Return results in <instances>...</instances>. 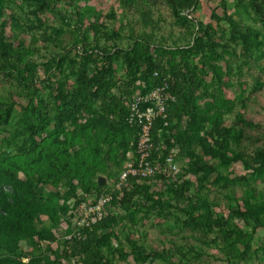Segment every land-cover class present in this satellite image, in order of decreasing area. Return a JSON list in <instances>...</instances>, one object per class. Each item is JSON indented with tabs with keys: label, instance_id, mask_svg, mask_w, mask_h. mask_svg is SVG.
I'll list each match as a JSON object with an SVG mask.
<instances>
[{
	"label": "trees",
	"instance_id": "1",
	"mask_svg": "<svg viewBox=\"0 0 264 264\" xmlns=\"http://www.w3.org/2000/svg\"><path fill=\"white\" fill-rule=\"evenodd\" d=\"M16 1H20L21 5L16 6ZM163 1L170 9L172 23L185 28L179 38L186 42L184 46L158 47L154 54L156 58L152 55V47L155 45L147 41L149 37L143 42L133 41L127 48H122L117 43L118 34L108 30L99 23L100 19L94 17L82 32L81 49L77 51L82 61L80 69L71 74L69 81L66 78L55 81L52 98L59 108L52 115L45 113L42 105L30 104V99L26 106L20 107L21 128L12 132L8 128V120L14 105L4 107L0 103V264H61L56 251L48 247L53 258L45 256L41 251L42 242L60 240V235L56 233L60 223L57 209L64 212L59 205L58 194L55 202L48 201L44 196V188L49 182L53 186L56 180L65 181L67 178L77 182L70 185L69 196L74 197L75 190L79 188L86 198L92 197L81 202H92L100 194L110 193L125 165L122 159L129 153V160H134L135 156L137 128L126 122L127 102L138 95H134L136 91L142 95L159 87L162 79L167 76L170 77L168 93L174 100L167 105V125L158 120L153 126L152 160L161 163L174 148L179 149V155H185L188 159L187 169L180 174L169 171L151 179L128 178L120 190L113 191L112 199L105 207V217L100 223L90 232H84L81 238L65 239L72 233L75 219L71 229L62 237V243L67 246L63 247L62 254L69 261L67 264H114V259L131 264H153L159 259L170 264L177 254L179 259L172 264H182L181 259L185 254L181 247L175 245L170 250H151L147 253L144 246H137L130 241L128 253L119 240L117 247L113 248L108 243L112 235L110 231L120 223L108 213L112 206L125 212L140 208L146 214L155 211L161 217L180 214L183 226L214 234L212 242L224 255L226 264L247 262L254 254L251 248L252 234L264 228L263 199L256 197L254 190L245 191L240 198L231 195L230 199L227 198L229 213L216 216L210 210L211 204L215 207L216 202H209L203 196V184L211 177L217 179L216 184L219 183L220 174L217 170L220 167L243 157L238 152L236 157L228 159L227 154L232 153L230 141H240L241 129L236 131L234 128L223 127L218 115L211 117L207 113L213 106L208 104L212 107L207 108L203 102L202 96L207 84L194 61L198 59L201 66H207L212 72V78L220 82L218 67L213 61L221 58L224 44L216 41L212 25L205 26L191 17L197 0ZM119 2L126 11L138 13L142 25L154 35L159 26V21H154L152 17L153 10L157 9L156 0ZM1 5L0 16L5 7L13 6L20 13L10 16L11 22L18 27V21H24L25 25L31 23L36 29H42L45 21L41 16L46 12L62 13L63 23L70 25L72 19L65 15L66 8H72L74 13L78 7L76 0H4ZM236 7L239 10L237 15L250 17L260 25H241L229 18V34L240 46L241 56L245 58L244 61L255 52L262 51L264 56V0H247L245 3L236 0ZM75 13L79 14L78 9ZM81 18L78 24L80 27ZM80 27L79 30L83 26ZM53 32L56 33L57 29H52ZM52 33L45 38L47 42L54 40ZM191 36L193 39L188 42ZM2 44L6 50H0L3 59L0 74L8 76L14 72L18 80L25 82L26 75L20 72L16 59H10L13 56L9 55V48L4 41ZM161 54H170L166 65L163 60L157 59ZM61 59L56 58V66L62 63ZM117 60L126 69L120 78L116 77L118 70L112 67ZM262 73L264 75V67ZM257 84L258 88L262 86L261 82ZM226 110L228 113L232 108L227 106ZM236 120L243 126L251 125L242 116ZM50 124V140L44 143L43 134ZM162 132L167 135L163 136ZM195 143L197 152L192 149ZM76 145H80L85 153L77 155ZM3 147L7 148V153H3L4 158L1 153ZM10 156H19L21 166H15L10 158L7 159ZM61 158L71 159V163H64ZM59 159L62 160V167ZM248 161L261 165H247L253 168V172H261L264 169V146L255 150L254 157ZM113 169L116 175H112ZM188 175L194 179H187ZM112 176L114 181L107 188L110 181L107 178L112 179ZM98 177L106 179L104 187L97 185ZM194 185L197 187L190 195ZM136 199L143 200L144 205L139 206ZM40 215L49 218L50 227L36 226ZM126 221L132 222L131 219ZM248 227L252 228L251 233L245 231ZM191 252L192 249H188V254ZM261 255L259 259L264 263V249ZM24 259L28 260L27 263L23 262Z\"/></svg>",
	"mask_w": 264,
	"mask_h": 264
},
{
	"label": "rangeland",
	"instance_id": "2",
	"mask_svg": "<svg viewBox=\"0 0 264 264\" xmlns=\"http://www.w3.org/2000/svg\"><path fill=\"white\" fill-rule=\"evenodd\" d=\"M156 1L157 9L153 10L152 17L154 21H159V26L155 29L153 36L150 34V30L148 28L145 29V26L142 25L139 14L130 10L126 11L119 0H76V5H78L76 11L78 9L79 14H76V11L72 13V8H66L67 13L65 15L72 19L70 25L66 26L63 23L62 17L64 15L62 13L46 12L44 16H41L45 21L42 29H36L31 26V23L25 25L24 21H18V27L15 26L11 22L10 16L18 15L20 12L13 6L5 7L2 16H0V50H6L2 44L4 41L9 48V55L15 57H10V59H13V61L16 59L20 72L27 77L25 82H21L17 79L14 72L8 76L0 74L1 106L14 105V111L8 120V128L12 132H16L21 128V122H19L21 119L20 107L26 106L30 99H32L30 104L42 105L45 113H49V115H52L57 107L59 108V105L55 104L52 98V92L56 87L55 81H59L62 78H66V81H69L71 74L80 69L82 61L77 51H79V48L81 49L82 32L89 22L94 20V17L100 19L99 23H102L108 30L118 34L119 40H117V43L122 48H127L133 41L141 40L143 42L147 37H149L147 41L155 45L152 47L153 56L158 47L184 46L186 42L179 38L184 33L185 28L172 23L173 18L171 17L170 9L163 0ZM243 1L245 3L247 0ZM1 2H4V0H0V6H2ZM15 5H21V2L16 1ZM24 11L27 12V9ZM237 11L239 10L236 7V0H197V4L191 13L192 18L205 26L212 25L216 41L224 44V51H219L221 58L213 61L218 67V73L221 77L220 82L212 78V72L209 71L207 66H201L198 59L194 60L207 84L205 94L202 96L203 102L207 104L205 105L207 108L213 106L207 113L211 117L218 115L223 127L234 128L236 131L241 129V139L238 143L233 140L230 141L232 153L229 152L227 157L228 159L236 157L235 154L238 152H241L243 157L238 158L239 160L237 161H231L228 165L217 170L218 174H220L218 184L215 183L217 179L215 180L214 177H211L209 181L203 184V196L209 202H216L215 207L213 204H211L212 207L210 206V210L216 216L229 213L230 208L227 198L230 199L231 195L240 198L245 194V191L253 192L252 190H254V195L264 201V169L261 172H253V168L247 166L251 164L253 167H262L248 160L254 157L255 150L264 146V75L262 73L264 56L261 54L262 51L259 53L255 52L251 55V58H247L244 61L245 58L241 56L240 46L232 40L229 34L228 20L231 18L240 22L241 25L253 27H260V25L254 23L250 17H246L243 14L237 15ZM28 17L33 19L32 16ZM80 18L82 28L78 25L80 24ZM54 28L57 29L56 33H52ZM51 33L54 40L47 42L45 38ZM192 39L193 37L191 36L187 41L189 42ZM58 57L59 60L62 58V63L56 66L55 62ZM157 59L163 60L166 65L168 59H170V54H161ZM2 60L0 57V63ZM112 67L118 70L116 73L117 78L124 76L126 69L120 60L112 64ZM257 82H261L262 86L258 88ZM139 93L136 91L134 95ZM208 104H212V106H208ZM227 106L232 108L228 113H226ZM239 116H242L246 122H250L252 126L238 124L236 119ZM51 127L52 125L50 124L47 132L43 134L44 143L50 140ZM162 135L165 136L167 133L162 132ZM45 147L46 144H44L43 148ZM75 148L77 155L85 153L80 145H76ZM192 149L193 152L198 151L197 143L193 144ZM1 151L3 154L7 151V148L3 147ZM173 152V162L177 167L175 171L180 174L187 169L188 159L185 155H179V149L174 148ZM2 157L4 158L5 154ZM8 158L15 166H21V158L19 156H10ZM76 158L78 157L76 156ZM130 158V153L125 155L122 163L125 164ZM61 159H59L60 167H62L61 161L63 160ZM63 161L64 163L69 164V161L71 163V159L65 158ZM113 174L116 175L114 169L112 170ZM186 178L189 180L194 179L192 175H188ZM107 179L110 180L107 184L108 188L114 179L113 176L112 179ZM75 183H77L76 180L72 181L66 178L65 181L56 180L54 182L55 186H52L49 182L44 188V196L47 197L48 201L55 202V196L58 194V202L64 212L62 213L59 208L57 209L60 223L57 226L56 233L58 236L60 235V240L51 243L42 242L41 251L50 258H53V255L48 251V247L56 251L61 264L69 262L65 260L62 254L63 247L67 248L62 243V237L67 234L68 229H71V225L76 219L78 213L76 207L79 202L92 198H86L79 188L75 190L74 197L69 196L70 185H75ZM196 187L194 185L191 188L190 195ZM154 188L155 190L157 189L156 186ZM160 188L163 189V187ZM136 202L139 206L144 205L143 200L136 199ZM171 211L173 212V210ZM108 213H111L120 223L117 228L110 231L112 235L108 243L113 248L117 247L119 240L128 253L130 252L129 248H131L130 241L137 246H144L147 253L151 250H170L173 249L172 245H175L181 247V251L185 254V257L181 259L182 264H226L224 255L220 253V250L212 242L214 234L183 226V218L180 214L161 217L156 215L155 211L146 214L140 208L139 210L134 209L133 212H125L124 210H119L116 206L110 207ZM129 218L132 222L126 221L130 220ZM36 226L38 228L50 227L49 218L45 215H40L36 221ZM245 231L251 233L252 228L248 227ZM252 235L251 248L254 254L249 261H241L240 264H264L259 259L262 257L261 253L264 249V228H259ZM188 249H192L189 254ZM177 259L179 257L176 254L172 259V263H176ZM128 260H131V258H128ZM27 261V259L23 260L24 263H27ZM114 264L131 263L119 262L118 259H114ZM153 264L167 263L157 259ZM231 264L239 263L234 261Z\"/></svg>",
	"mask_w": 264,
	"mask_h": 264
},
{
	"label": "built area",
	"instance_id": "3",
	"mask_svg": "<svg viewBox=\"0 0 264 264\" xmlns=\"http://www.w3.org/2000/svg\"><path fill=\"white\" fill-rule=\"evenodd\" d=\"M169 80L170 77H164L159 87L146 94H138L127 102L126 122L137 128L134 160L125 163L110 193L100 194L92 202H81L78 205L75 226L65 239L81 238L84 232H90L100 223L105 217V207L111 201L113 191L120 190L128 178L151 179L177 169L173 162V151L161 163L152 160L153 126L158 120L167 125V105L174 100L168 93Z\"/></svg>",
	"mask_w": 264,
	"mask_h": 264
},
{
	"label": "water",
	"instance_id": "4",
	"mask_svg": "<svg viewBox=\"0 0 264 264\" xmlns=\"http://www.w3.org/2000/svg\"><path fill=\"white\" fill-rule=\"evenodd\" d=\"M105 184H106V180H105V178H103V177H98V178H97V185H98L99 187H104Z\"/></svg>",
	"mask_w": 264,
	"mask_h": 264
},
{
	"label": "crops",
	"instance_id": "5",
	"mask_svg": "<svg viewBox=\"0 0 264 264\" xmlns=\"http://www.w3.org/2000/svg\"><path fill=\"white\" fill-rule=\"evenodd\" d=\"M106 180V179H105ZM107 182V181H106Z\"/></svg>",
	"mask_w": 264,
	"mask_h": 264
}]
</instances>
